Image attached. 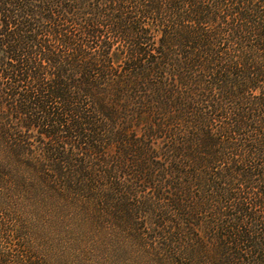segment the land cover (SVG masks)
<instances>
[{"label": "trees", "instance_id": "trees-1", "mask_svg": "<svg viewBox=\"0 0 264 264\" xmlns=\"http://www.w3.org/2000/svg\"><path fill=\"white\" fill-rule=\"evenodd\" d=\"M264 264V0H0V264Z\"/></svg>", "mask_w": 264, "mask_h": 264}, {"label": "rangeland", "instance_id": "rangeland-1", "mask_svg": "<svg viewBox=\"0 0 264 264\" xmlns=\"http://www.w3.org/2000/svg\"><path fill=\"white\" fill-rule=\"evenodd\" d=\"M90 264H98V260H96V257L91 259Z\"/></svg>", "mask_w": 264, "mask_h": 264}]
</instances>
